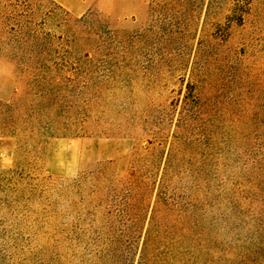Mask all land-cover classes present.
I'll return each instance as SVG.
<instances>
[{
    "label": "rangeland",
    "instance_id": "1",
    "mask_svg": "<svg viewBox=\"0 0 264 264\" xmlns=\"http://www.w3.org/2000/svg\"><path fill=\"white\" fill-rule=\"evenodd\" d=\"M38 39L55 122L0 124V264H264V0H0V104L40 100Z\"/></svg>",
    "mask_w": 264,
    "mask_h": 264
},
{
    "label": "trees",
    "instance_id": "2",
    "mask_svg": "<svg viewBox=\"0 0 264 264\" xmlns=\"http://www.w3.org/2000/svg\"><path fill=\"white\" fill-rule=\"evenodd\" d=\"M37 41L30 47L22 49L19 57L22 63L27 65L25 68V81L30 86V89L26 94L28 96H39L40 100L35 102L33 99L26 97L23 100L10 104H0V124L3 127H7V129L12 126L16 127L18 123H22L33 129L38 127L44 129L55 122V119H52L54 116V103H50V101H54L57 98L58 92L57 88L49 86L54 81L55 76L52 75V69L43 61L47 59L44 54L56 53L55 58H59V56H57V50L50 44L47 45L39 39ZM37 48H41V50L38 51ZM65 78L69 79L68 77ZM56 103H58L57 100Z\"/></svg>",
    "mask_w": 264,
    "mask_h": 264
}]
</instances>
